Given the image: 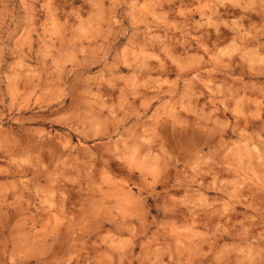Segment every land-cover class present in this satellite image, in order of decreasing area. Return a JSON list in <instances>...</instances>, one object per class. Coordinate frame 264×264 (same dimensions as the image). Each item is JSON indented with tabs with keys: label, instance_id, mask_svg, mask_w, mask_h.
<instances>
[{
	"label": "rangeland",
	"instance_id": "1",
	"mask_svg": "<svg viewBox=\"0 0 264 264\" xmlns=\"http://www.w3.org/2000/svg\"><path fill=\"white\" fill-rule=\"evenodd\" d=\"M0 264H264V0H0Z\"/></svg>",
	"mask_w": 264,
	"mask_h": 264
}]
</instances>
